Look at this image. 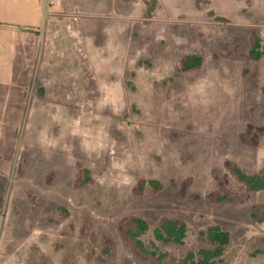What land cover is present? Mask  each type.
<instances>
[{"label": "rangeland", "instance_id": "rangeland-1", "mask_svg": "<svg viewBox=\"0 0 264 264\" xmlns=\"http://www.w3.org/2000/svg\"><path fill=\"white\" fill-rule=\"evenodd\" d=\"M46 6L13 17L37 35L0 30V264H154L119 230L132 216L149 223L144 243L167 252L159 264L207 246L211 225L230 233L215 264H264V221L251 215L264 190L225 166L264 168V135L247 142L264 127V59L248 56L253 30L264 42V0ZM14 46L34 57L14 59ZM188 54L202 65L183 71ZM83 169L90 181L78 187ZM140 179L163 187L137 193ZM220 184L228 199L215 202ZM162 218L186 223L183 244L155 238Z\"/></svg>", "mask_w": 264, "mask_h": 264}, {"label": "trees", "instance_id": "trees-1", "mask_svg": "<svg viewBox=\"0 0 264 264\" xmlns=\"http://www.w3.org/2000/svg\"><path fill=\"white\" fill-rule=\"evenodd\" d=\"M200 2L201 0H197L198 5ZM251 40V48L248 56L255 60L264 59V42L254 30ZM202 63V56L188 54L182 59L181 69L183 71L191 70L200 67ZM251 127L250 124L247 125V129ZM253 128L254 130L251 133V138H249L247 142L256 145L264 135V127ZM225 166L246 186L247 190H264V168L258 172L247 173L243 171L240 166L228 161L225 162ZM81 173V176L78 177L75 182V185L78 187L83 186L90 181L87 169L81 170ZM2 177L4 176L2 175ZM147 184L152 186L155 190H160L163 187L162 183L157 179H140L138 187L135 188L136 192L141 193ZM1 186L2 183L0 182V187ZM220 187L221 190L215 191L214 194L210 195V198L215 202H223L228 199L226 192H224V186L220 184ZM221 192L224 194L221 195ZM57 208L65 211V214L68 215V211L65 207L57 206ZM251 215L257 221H264V209H260V211L254 209ZM119 230L131 246L133 252L141 258L147 259L154 264H159L163 259L168 257L167 252H161L156 248H150L142 240V235L149 230V223L144 218L132 216L128 221H121L119 223ZM201 234L205 237L204 239L207 241L208 245L201 247L197 251L189 250L181 258L180 264H215L217 261L221 260L227 246L229 245L230 233L219 225H211L206 230L201 231ZM154 235L158 241L166 244H183L184 239L187 236V225L180 219L162 218L160 223L154 228ZM105 252L107 253L108 249H106Z\"/></svg>", "mask_w": 264, "mask_h": 264}, {"label": "crops", "instance_id": "crops-1", "mask_svg": "<svg viewBox=\"0 0 264 264\" xmlns=\"http://www.w3.org/2000/svg\"><path fill=\"white\" fill-rule=\"evenodd\" d=\"M16 1L18 2L16 6L17 10H13V8L10 6L9 3H7L6 1L0 0V30H3V29L8 30L9 32L12 33L13 36L21 37V38L29 37V35L31 36L37 35V34H34V33H37V30H35V28H33L32 25L20 24L18 23L19 20L17 21L13 17L17 15V16H25L28 19L31 18L30 15H33L32 8L35 5H38V9H40V6H41V8H44L43 11H45L47 7L46 0H16ZM20 5H23V6H20ZM22 19H25V18L23 17ZM12 50H13L14 59L17 55V52L21 54L22 57L27 56V59L34 57L33 50L31 52L28 51L26 55L23 49H19L16 46H14ZM24 63L25 61H23L22 64H20V67L23 66ZM0 65H1V62H0ZM11 69L13 70L14 68H11ZM0 72L4 73V71L2 70ZM5 72H7V69L5 70ZM15 73H17V71H15ZM0 80L2 81V78ZM1 84H4L6 86H14L17 89L20 88L23 92L24 89H28L30 82L25 81V80H22V81L18 80V81H11V82L8 80H5Z\"/></svg>", "mask_w": 264, "mask_h": 264}]
</instances>
